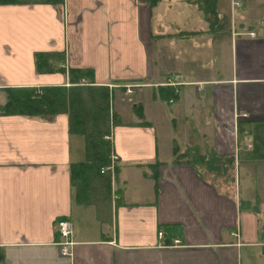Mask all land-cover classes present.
<instances>
[{
  "label": "crops",
  "instance_id": "obj_1",
  "mask_svg": "<svg viewBox=\"0 0 264 264\" xmlns=\"http://www.w3.org/2000/svg\"><path fill=\"white\" fill-rule=\"evenodd\" d=\"M215 1L209 14L195 0L0 3V88L66 84L73 66L134 95L114 109L106 214L75 196L66 112H0V264H264L263 0ZM42 51L54 69L36 68Z\"/></svg>",
  "mask_w": 264,
  "mask_h": 264
},
{
  "label": "trees",
  "instance_id": "obj_2",
  "mask_svg": "<svg viewBox=\"0 0 264 264\" xmlns=\"http://www.w3.org/2000/svg\"><path fill=\"white\" fill-rule=\"evenodd\" d=\"M18 0H0V3L16 2ZM58 1V0H57ZM155 4L158 0H150ZM209 14L211 2L215 0H195ZM214 10V9H213ZM215 11V10H214ZM55 52H36V68L49 71L56 67L52 63ZM61 67V66H60ZM61 67L60 69H63ZM68 83L49 84L42 86H5L0 88L6 96L0 108L2 113H19L30 116L50 118L60 112L68 116L69 131L82 134L85 140V158L70 163V181L75 187L78 201H96L90 197L92 178H101L110 188L111 172L100 171V168L110 163L111 140L104 138L112 131L117 122V113L111 112L112 92L108 85L93 82L91 68L69 66L67 70ZM84 78L85 82L81 79ZM168 86L167 98L175 96L174 87ZM140 112V111H138ZM248 132L239 127V133ZM112 151V150H111ZM152 175L157 176V163H150ZM115 175L117 166H114Z\"/></svg>",
  "mask_w": 264,
  "mask_h": 264
},
{
  "label": "rangeland",
  "instance_id": "obj_3",
  "mask_svg": "<svg viewBox=\"0 0 264 264\" xmlns=\"http://www.w3.org/2000/svg\"><path fill=\"white\" fill-rule=\"evenodd\" d=\"M262 5L264 7V0H263ZM179 6H184V5L179 4ZM236 8H239V7H236ZM169 15H174V16L176 15L177 20L182 19L181 13L169 14ZM262 15L264 17V13ZM187 23H188V26H191V24H192V22H189V21H187ZM252 23H257V22L255 20ZM166 30L167 31H174L175 29H174V27H171L170 24H168V25H166ZM253 35H255V34H253ZM169 49L172 50V53L170 55L174 54V55H177V57H178V53H177L178 46L174 45V46H171ZM176 68H177V65H176ZM118 94H115L114 96L112 95V97H111V112L114 111L115 113H117L115 110L119 109L121 104H122L121 106H124V107H126V106H128V108L132 107V102H131L132 99L131 98H132V96H134L133 94L132 95H125V97L127 99L124 101H121L119 99ZM0 99L5 100V95L2 94ZM2 104L0 105V108H1ZM117 118H118V116H117ZM162 129H164V127L162 126V128H161V126H160L159 131H160V139L161 140H163ZM111 132H109V133H111ZM104 138H105V135H104ZM109 140H111V139H109ZM71 146H72V150H74L73 151V157L75 159H81L82 160L85 158V140H84V136L82 134L73 133V135L71 137ZM111 150H110V154H111ZM113 177H114V174H113ZM111 178H112V175H111ZM90 182H91L89 184V186L91 187L90 197L96 199L97 204L99 205V207H101L100 210H104V213L106 214L107 209H108L109 197L112 196L111 190H110V188L108 189V187L105 185V181H103L101 178H95L94 177V178H92V180ZM111 184H118V182L115 183V179H112Z\"/></svg>",
  "mask_w": 264,
  "mask_h": 264
},
{
  "label": "built area",
  "instance_id": "obj_4",
  "mask_svg": "<svg viewBox=\"0 0 264 264\" xmlns=\"http://www.w3.org/2000/svg\"><path fill=\"white\" fill-rule=\"evenodd\" d=\"M251 35L254 34V32H250ZM82 82L85 81L84 78H82L81 80ZM181 83L180 79H179V74L177 73H169V74H166L165 77H164V80L161 82V84H165V85H172V86H177ZM139 83H136V82H126L124 84L125 86V89L127 92H131L132 91V87L137 85ZM105 138L107 139H111L112 138V134L111 133H108V134H105ZM118 159V155L116 153H114L113 151H111V154H110V163L107 164V165H104L100 168V171L101 172H104L106 170H109L111 172V175L113 176L114 174V166L116 164V161ZM56 230L59 232L60 236L63 238V244H64V247L62 249V252H68L69 253V250L66 251L64 248L67 247V244H69L70 241V237H71V234H72V231H73V224H72V221L67 218V217H63V218H60L57 220L56 222ZM158 234L160 236H163V231L162 230H159L158 231ZM177 241V240H176Z\"/></svg>",
  "mask_w": 264,
  "mask_h": 264
},
{
  "label": "bare ground",
  "instance_id": "obj_5",
  "mask_svg": "<svg viewBox=\"0 0 264 264\" xmlns=\"http://www.w3.org/2000/svg\"><path fill=\"white\" fill-rule=\"evenodd\" d=\"M85 82V81H84Z\"/></svg>",
  "mask_w": 264,
  "mask_h": 264
}]
</instances>
